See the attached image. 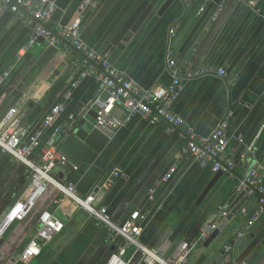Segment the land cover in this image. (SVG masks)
Listing matches in <instances>:
<instances>
[{"label":"crops","instance_id":"obj_1","mask_svg":"<svg viewBox=\"0 0 264 264\" xmlns=\"http://www.w3.org/2000/svg\"><path fill=\"white\" fill-rule=\"evenodd\" d=\"M85 1H90L88 6ZM168 1L56 0L47 27L61 38L78 21L81 41L144 90L169 85L168 50L181 74L200 66L210 69L207 75L183 82V91L172 106V112L184 121L177 128L163 121L151 125L140 116L113 133L95 130L92 121L70 123L67 115L89 105L100 88L94 77L82 78L89 68L83 56L66 49L64 43L54 47L39 39L29 45L30 27L9 13L0 15V75L12 69L0 89V129L7 118L20 115L28 132L34 133L49 109L64 103L65 113L57 119L63 129L60 150L77 170L65 169L58 178L74 185L81 197L95 193L94 207L103 209L115 225L133 211H147L149 221L139 242L163 259L185 241L192 226L211 223L233 203L239 195L237 183L248 170L256 166L264 170V140L254 148L264 127V0H170L162 10ZM218 69L225 72L223 77L216 73ZM72 83L77 84L72 87ZM113 115L123 119L124 110L115 107ZM225 118L226 156L234 168L221 173L197 202L214 174L181 157L185 130L205 137ZM250 146L252 153H248ZM172 167L176 169L172 179L159 184ZM112 173L118 175L113 185L97 190ZM27 179L21 164L0 154V217L17 200ZM157 184L154 200L149 202L148 191ZM257 205L256 196L247 197L207 249L200 245L190 252L189 264H212L226 246L231 251L217 264L263 260L264 216L248 226L245 237H237ZM42 211L54 213L64 228L28 264H106L115 248L108 228L53 190L28 219L15 223L3 237L0 264H22L20 255Z\"/></svg>","mask_w":264,"mask_h":264},{"label":"built area","instance_id":"obj_2","mask_svg":"<svg viewBox=\"0 0 264 264\" xmlns=\"http://www.w3.org/2000/svg\"><path fill=\"white\" fill-rule=\"evenodd\" d=\"M90 1H85L88 6ZM56 9V0H0V15L9 13L16 19L30 27L32 36L29 45L42 39L49 45L57 47L64 43L65 48L80 53L84 63L89 66L88 71L81 76L90 75L99 83L100 88L89 105L75 115L71 114L67 120L75 122L92 121L95 130L104 133H113L120 130L133 116L147 118L151 125L163 121L171 127H181L184 121L172 112V106L183 91V82L197 79L211 72L206 67H197L181 74L173 52L167 51L166 69L171 81L168 86H157L144 90L136 86L123 73L115 69L104 57L99 56L80 39L81 25L78 21L72 22L60 35H54L47 24L52 12ZM174 36V31H170ZM11 68L0 75V88L8 81ZM218 76L223 77L225 72L218 69ZM77 83H72L75 87ZM115 107L124 110V118L113 115ZM65 113L64 103L56 104L46 113L39 128L34 133H29L20 115L7 118L0 129V154L7 155L21 164L27 171L30 184L17 200L4 211L0 222V239L17 222H22L32 215L38 202L49 190L60 193L63 198L71 200L95 220L103 223L109 230L112 251L106 264H128L137 253H141L139 264H189L190 252L197 246L203 245L209 236L216 230L219 220L225 219L228 206H225L211 223L199 228L198 237L191 243H180L174 252L163 259L158 251L142 246L139 238L149 221L147 211H133L121 225L113 224L103 209L94 207L95 193L81 197L75 186L68 181L58 178L64 174L65 169L77 170L67 157L61 152L60 144L63 138V129L57 123L61 114ZM93 117V118H92ZM227 119L220 121L216 128L205 137L197 136L187 128L185 134L186 144L182 147L181 157L197 163L201 168L208 169L212 174L229 173L234 168V162L226 156L229 139L226 135ZM241 142V139H239ZM252 153V146L248 148ZM175 167L170 168L161 179V183H168L175 174ZM116 173H112L97 190L107 189L113 185ZM148 191V201L152 202L156 188ZM243 193L245 197H257V209L247 222L246 228L237 233L238 238L247 235L248 226L258 218L264 216V170L258 166L251 168L238 181L236 194ZM64 228L57 216L49 211L43 212L37 219L33 236L20 255V262L28 264L40 257L43 246L48 245ZM224 253H230L231 247L226 246Z\"/></svg>","mask_w":264,"mask_h":264},{"label":"water","instance_id":"obj_3","mask_svg":"<svg viewBox=\"0 0 264 264\" xmlns=\"http://www.w3.org/2000/svg\"><path fill=\"white\" fill-rule=\"evenodd\" d=\"M170 0L164 5V7L162 8V10H164L165 8L168 7ZM63 65H61L60 67H58V70L61 69ZM93 118V117H92ZM264 140V127L261 131V133L259 134V136L257 137L255 144H254V148L258 149V147L260 146V144L262 143V141ZM251 156L247 159V161H250ZM221 173H216L214 174V177L212 178V180L209 182V184L207 185V187L204 189V191L202 192V194L200 195L199 199L197 202H201L204 197L208 194V192L214 187V185L217 183L219 177H220ZM59 178H61V176L59 175ZM31 179L28 178L26 183L23 185V187L21 188L18 196H20L25 189L28 187V185L30 184ZM247 200V197L244 196L243 193H240L237 198L233 201V203L228 207V214L226 216L225 219L219 220L218 222V226L216 228L215 231H213V233L209 236V238L205 241V243H203V247L205 249H207L217 238L218 236L227 228L228 223L233 219V217L235 216V214L240 210L241 206L244 204V202ZM15 202V201H14ZM13 202V203H14ZM12 203V204H13ZM45 211H42L41 213H39L38 217ZM37 217V219H38ZM3 215L0 217V222L2 221ZM25 221V220H24ZM23 222V221H22ZM3 238L0 239V246L3 244ZM224 255V252H221L219 256H217L212 264H217V261L219 260V258L221 256ZM141 259V253L137 252L129 261L128 264H139ZM244 264H250L249 262H245ZM256 264H264V259L259 261Z\"/></svg>","mask_w":264,"mask_h":264},{"label":"trees","instance_id":"obj_4","mask_svg":"<svg viewBox=\"0 0 264 264\" xmlns=\"http://www.w3.org/2000/svg\"><path fill=\"white\" fill-rule=\"evenodd\" d=\"M60 86V84L59 85H57L56 86V88H52L50 91H49V93H48V95H47V99H51L52 98V96L56 93V90H57V88ZM1 89V88H0ZM72 114V113H71ZM70 114V115H71ZM73 115H75V113H73ZM69 116V114L67 115V117ZM199 228L200 227H197V226H192L189 230H188V232H187V234H186V236H185V242H187V243H191L192 241H194L197 237H198V233H199Z\"/></svg>","mask_w":264,"mask_h":264}]
</instances>
